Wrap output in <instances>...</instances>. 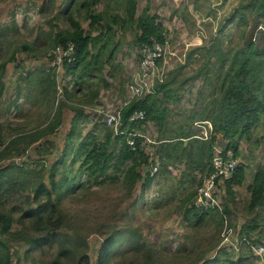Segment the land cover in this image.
I'll return each mask as SVG.
<instances>
[{
    "label": "rangeland",
    "instance_id": "1",
    "mask_svg": "<svg viewBox=\"0 0 264 264\" xmlns=\"http://www.w3.org/2000/svg\"><path fill=\"white\" fill-rule=\"evenodd\" d=\"M71 1L0 0V167L24 166L33 174L29 179L22 177L21 182L30 180L33 185L39 175L48 182L53 171L57 175L73 160L74 152L68 151L64 163H56L65 153L77 110L88 117L80 126L86 135L98 132L96 123L105 122L115 129L106 122L108 115L155 94L158 105L168 111L165 127L159 129L148 119L145 126L133 131L144 138L149 155L140 171L146 175L150 170L155 178L146 190L143 180L129 186L122 173L101 184L81 187L60 207L66 237L45 245L29 258L25 256L26 246L13 241V264H52L62 247L69 252L61 264H77L84 253L89 255V264H98L100 248L112 232H124L126 237L133 231L142 239V248H128V240L122 238L106 264H238L240 260V264H263L254 248L264 246V201L251 207L248 186L254 173L264 169V117L239 141L237 153L226 150L229 139L221 137L212 144L213 157L218 150L227 151L237 166H246V176L231 190L227 179L216 181L220 208L203 210L209 212L201 222L186 216L183 198L191 190L194 196L189 207L202 210L197 206L198 193L210 170L197 173L196 182L186 189L183 182L188 179L182 176L185 161L171 163L163 172L155 147L160 136L172 137L182 128L212 140V121L200 119L216 108L213 101L221 97L222 81L232 73L236 53L249 40L264 49L259 0H133L134 19L126 16L129 0H88L89 8L82 5L85 0H76L65 11ZM98 13L109 23L113 14L121 17L112 24L109 48L114 54L112 58L103 55L101 72L78 81V75L69 74L63 64L70 57L65 50L68 45L62 43L72 30L69 17L87 33L98 36L103 21L95 22L91 17ZM144 15L162 23L164 43L140 41L138 19ZM25 44L32 48H23ZM68 44L67 48L74 47L71 40ZM149 54H156L157 68L144 74L143 62ZM13 56L14 61H9ZM138 80L150 84L152 92L145 87L142 96L134 94L131 86ZM161 82L170 83L171 90L158 89ZM194 112L197 117L192 119ZM60 114L61 125L49 132ZM28 194L29 190L0 193V209L27 206L32 201ZM15 215L18 218L20 213Z\"/></svg>",
    "mask_w": 264,
    "mask_h": 264
},
{
    "label": "trees",
    "instance_id": "2",
    "mask_svg": "<svg viewBox=\"0 0 264 264\" xmlns=\"http://www.w3.org/2000/svg\"><path fill=\"white\" fill-rule=\"evenodd\" d=\"M74 1L76 0L69 2L65 11L73 6ZM94 1L92 0V2ZM82 5L90 7L88 0H85ZM257 9L260 11L259 15L264 17V0H259ZM134 10L135 1L129 0L126 4V16L134 19ZM91 17L95 22L103 21L102 32L98 36L87 33L81 24L70 16L72 30L68 31V36L62 41L64 46H67L70 40L74 42L73 58L69 64H67L68 60H65L63 64L67 66L69 74L75 77L76 74L78 75V81H82L87 76L94 77L96 73L102 71L103 55L107 54L109 58L113 57L114 53L109 48L113 41L114 26L112 24L121 20L117 14L112 15V23L104 22L105 17L102 13L92 14ZM138 27L141 31L139 36L141 42L152 45L159 42L164 43V26L157 21L156 17L151 15L140 17ZM23 48L29 49L32 48V45L25 44ZM14 57L9 61H14ZM231 71L232 73L229 72L227 78L222 81L221 97L213 101L216 108L208 112L205 118L200 119L212 121L214 131L211 141L197 137V134L189 128H182L169 138L160 136L157 140L155 147L162 160L161 170L163 172L168 171L169 164L185 161L186 166L182 176L188 179H184L183 182L186 189L196 182L197 173L199 175L205 173L207 169H212V144L214 142L221 137L229 139L230 142L227 144L226 150L234 149L237 153L239 141L249 135L264 117V49H259L252 40H249L247 46L236 53ZM157 88L171 90L170 83L161 82ZM137 111H145V119L131 121V116ZM121 113L122 123L118 131L103 122L95 124L98 132H88L83 135L80 126L81 123L88 122V117L82 110H77L67 134L65 153L56 163H64V156L68 151L74 152L73 160L69 166L58 171L57 175L53 171L49 175L48 182L44 176H38V174L35 175L38 177L33 185L30 180L21 182L22 177L29 179L33 174V171L24 166L5 164L0 167V193L7 190L16 193L29 190V199L32 198L31 203L29 202L27 206L0 209V264L14 263L13 241L22 242L26 246L25 256L29 258L45 245L56 241L60 242L66 237L65 224L59 214L60 207L66 198L81 187L89 186L92 183L101 184L107 178L115 179L114 175H120V173H122L124 182L131 187H135L142 180L144 190L152 184L155 175L150 170L146 175L140 171L143 166L146 167L143 163L149 159V155L144 149V138L136 136V144L133 147L129 144L130 133L145 126L148 119L155 121L159 129L164 128L168 111L158 105L155 94H148L126 105ZM61 117L60 114L57 121L50 126L49 132L61 125ZM192 117V119L197 117L196 112ZM79 161L80 164L77 165L76 163ZM56 169L57 166H55ZM245 171L244 164L237 166L233 177L227 179L229 190L232 189V185L243 182L246 176ZM248 189L251 194L249 201L251 207L264 201V169H259L254 173ZM186 193L183 198L186 216L201 222L209 211L200 210L193 205L189 207L188 204L194 194L191 190ZM16 212L20 213L18 218L15 215ZM18 225H21L22 228L17 229ZM124 234V232H118V234L112 232L105 239L99 251L98 264L107 263L108 258L120 245L122 238L128 240V248H131L132 245L136 250L142 248V239L138 237L137 231H133L126 237H123ZM67 252L69 249L62 247L52 264H61V258ZM77 264H89V255L82 254Z\"/></svg>",
    "mask_w": 264,
    "mask_h": 264
},
{
    "label": "built area",
    "instance_id": "3",
    "mask_svg": "<svg viewBox=\"0 0 264 264\" xmlns=\"http://www.w3.org/2000/svg\"><path fill=\"white\" fill-rule=\"evenodd\" d=\"M69 46V44H67ZM67 46V47H68ZM66 55L70 56L68 57V60H72V56L74 54V47L65 48ZM62 52V49L59 47V53ZM156 54H149L148 58L143 62V72L144 74H147L149 70H155L156 67ZM59 63H62V57L59 58ZM139 81V80H138ZM148 88V91L151 93V85L144 82L143 80H140L138 83H134L131 86V91L139 96H142L144 93V89ZM145 111H137L135 112L130 120L131 121H140L145 119ZM121 112H118L114 115H108L106 122L109 125H114L115 130L118 131L122 119H121ZM138 135V133L132 132L130 133V139L129 144L133 147H135L136 139L135 137ZM212 169L210 172L205 176L204 180L202 181V185L199 189L198 193V202L197 206L201 207L202 210H212L216 208H220L215 188H216V181L219 179H230L233 177L236 169H237V161L234 159L233 155L228 156L227 151L223 152L218 150V152L214 155L212 158ZM256 254L260 257L261 262L264 264V246H259L257 248H254Z\"/></svg>",
    "mask_w": 264,
    "mask_h": 264
}]
</instances>
